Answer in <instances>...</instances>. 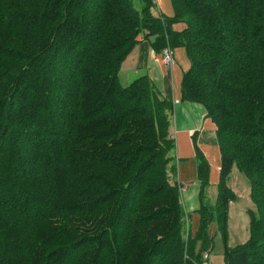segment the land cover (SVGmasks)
Returning a JSON list of instances; mask_svg holds the SVG:
<instances>
[{
    "label": "trees",
    "instance_id": "obj_1",
    "mask_svg": "<svg viewBox=\"0 0 264 264\" xmlns=\"http://www.w3.org/2000/svg\"><path fill=\"white\" fill-rule=\"evenodd\" d=\"M134 1L0 0V264H202L211 224L227 239L234 167L255 211L224 264H264V0H171L162 19ZM144 33L157 53L185 49L182 100L217 127L218 199L203 204L198 154L194 237L170 173L172 105L146 75L120 83Z\"/></svg>",
    "mask_w": 264,
    "mask_h": 264
},
{
    "label": "crops",
    "instance_id": "obj_2",
    "mask_svg": "<svg viewBox=\"0 0 264 264\" xmlns=\"http://www.w3.org/2000/svg\"><path fill=\"white\" fill-rule=\"evenodd\" d=\"M152 13L161 19L174 17L172 1L153 0ZM185 27V24L177 23L172 29L179 32ZM155 39V36L146 37V33L140 35L137 46L122 65L119 78L122 84L123 77L128 86L135 79L148 76L159 96L172 105L169 135L174 142V149L170 153L173 165L170 173L181 192V206L186 216V235L188 232L194 235L198 230L200 221L198 211L202 205L198 154H201L209 165L208 185L204 191L203 204L215 207L218 199L221 152L217 127L202 104L182 100V76L190 68L185 49L182 47L173 49L175 65L167 71L161 63L163 56L154 50ZM230 188L236 194L235 186ZM232 205L233 203L230 204ZM212 226L216 227L215 224H211L210 227Z\"/></svg>",
    "mask_w": 264,
    "mask_h": 264
},
{
    "label": "rangeland",
    "instance_id": "obj_3",
    "mask_svg": "<svg viewBox=\"0 0 264 264\" xmlns=\"http://www.w3.org/2000/svg\"><path fill=\"white\" fill-rule=\"evenodd\" d=\"M134 4L136 9L140 10L141 8L140 2L138 0H135ZM163 51L164 50H162L161 55ZM122 85L124 87L127 86L123 77H122ZM233 185L235 186V190H236V194H235L236 199L235 202H233V205L230 206L228 212L227 239L226 242H224L221 234L217 232L216 227L212 226L208 229L209 238L212 239L211 241L212 247L210 251L204 254V256L205 255L207 256V261H205V263L207 264H224V256H223L224 245L226 244L228 247H235L236 245L245 243L250 235L249 212L253 210L255 211V206L252 203L249 195L250 182L244 176V174L239 172V170L236 167H234L233 175L231 176L228 183V186L232 187ZM188 229H190L189 222H188ZM189 235L194 237V235L190 232H188L185 237ZM199 247L200 244L198 242L197 249H199Z\"/></svg>",
    "mask_w": 264,
    "mask_h": 264
},
{
    "label": "built area",
    "instance_id": "obj_4",
    "mask_svg": "<svg viewBox=\"0 0 264 264\" xmlns=\"http://www.w3.org/2000/svg\"><path fill=\"white\" fill-rule=\"evenodd\" d=\"M162 66L164 68V70H170L174 65H175V60H174V55H173V51L170 47H167L164 49L163 53H162ZM204 262L203 264H207L205 263V261H207V256L205 255L203 258Z\"/></svg>",
    "mask_w": 264,
    "mask_h": 264
}]
</instances>
